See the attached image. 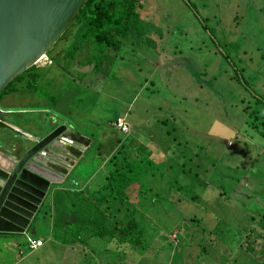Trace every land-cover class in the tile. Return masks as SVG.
<instances>
[{"label":"rangeland","instance_id":"obj_1","mask_svg":"<svg viewBox=\"0 0 264 264\" xmlns=\"http://www.w3.org/2000/svg\"><path fill=\"white\" fill-rule=\"evenodd\" d=\"M68 36L39 69L37 93L21 88L2 96L0 110L19 125L33 118L70 122L90 135L94 151L100 143L103 150L133 139L125 148L147 157L134 162L137 180L122 188L128 204L120 215L124 223L133 218L143 234L134 236L137 245L108 235L72 245L46 241L23 259L0 245V258L8 264H264L258 246L264 244V133L261 117L254 118L264 113V0H141L118 50L101 51L91 41L75 50L67 47ZM95 62L97 69L88 65ZM125 114L128 133L113 124ZM153 144L160 152L145 153ZM168 168L173 179L150 181ZM97 176L90 193L105 172ZM74 191L60 193L68 210ZM46 226L30 235L45 239ZM16 238L22 245L27 239Z\"/></svg>","mask_w":264,"mask_h":264},{"label":"water","instance_id":"obj_2","mask_svg":"<svg viewBox=\"0 0 264 264\" xmlns=\"http://www.w3.org/2000/svg\"><path fill=\"white\" fill-rule=\"evenodd\" d=\"M90 0H0V96H9L63 44ZM0 123L8 126L0 117ZM91 142L51 118L0 147V233L24 234Z\"/></svg>","mask_w":264,"mask_h":264},{"label":"trees","instance_id":"obj_3","mask_svg":"<svg viewBox=\"0 0 264 264\" xmlns=\"http://www.w3.org/2000/svg\"><path fill=\"white\" fill-rule=\"evenodd\" d=\"M140 7L141 0H90L89 7H85L86 16L80 15L78 17L74 24V30L68 36V40L71 38L73 41H71V45L68 44L67 47H72V49L75 50L81 48L83 50L86 44L91 41L96 43V47L101 51H104L105 48L118 50L123 44V41L127 39L134 17ZM68 52L69 51L66 53ZM50 59L53 61L52 57ZM88 65L92 68H96L98 64L95 62ZM39 78L40 72L39 69H37L13 92L20 91V89L23 88L37 93V81ZM1 97L2 96H0V98ZM258 100L263 101L262 98H258ZM259 117H261L259 123L262 124V129L259 132L263 134V110H259L258 114L254 115L255 120H258ZM135 166L133 161L128 165H116L114 162L112 169L104 176V181H102L100 186L91 193L89 191L88 197L91 199L89 203L92 204V206L89 210L90 212L86 216L82 215L85 223L73 224L71 228L64 227L63 229H59L60 227L57 226V223L54 224V226L52 224V237L64 243H70L75 239L85 241L95 235H108L113 239H117L119 242L127 241L130 245H137L138 240L134 238V236H136L137 233V237L141 238L143 231L141 229H134L136 222L133 218L127 220L124 225L121 224V219L117 220V217L111 221V213L116 209V204L125 203V200L128 198L126 195H123L122 188L138 176V168H135ZM141 169L142 167H140V170ZM85 200H88V198H84V201ZM77 201L79 202V200H76V202ZM51 205L52 203L48 199L42 208L41 216L50 217L49 212ZM262 214L264 216V212ZM100 217L103 219L109 218V224L113 223L115 226L105 228L106 225H97L96 229H94L95 224H93L94 221L91 220ZM91 223L93 224L92 226ZM68 224L72 223L67 222L65 225ZM89 230L91 231L87 232ZM262 245L263 244L260 243L258 246L264 247V245ZM259 252H261V255H264V249H261Z\"/></svg>","mask_w":264,"mask_h":264},{"label":"crops","instance_id":"obj_4","mask_svg":"<svg viewBox=\"0 0 264 264\" xmlns=\"http://www.w3.org/2000/svg\"><path fill=\"white\" fill-rule=\"evenodd\" d=\"M95 69H97V67ZM40 97L42 98V96H40ZM43 97L45 98V95H43ZM8 115L9 114H5L2 111V109L0 110V117L8 125L5 127L0 123V147H2L3 144L7 145L8 142H16V141L22 140L25 137V135L33 134L34 130L37 129V127L39 126V122L37 121L38 118L37 119H34V118L33 119H26V120L20 122V125H19V124H16V123L10 121L9 117H11V116H8ZM6 116H8V117H6ZM125 117H126V114L124 116H121V117L118 116L116 118V120L121 119V120L125 121L127 124H129L126 121ZM66 123L69 124L70 122L66 121ZM69 125H71V123ZM128 127H129V125H128ZM75 130H77L78 132H80V133L88 136L89 138H91L90 135L84 133L80 129H75ZM128 132H129V129H128ZM128 132H126V133H128ZM132 140L133 139H131V141H128V139H127L126 143H125V142H122L121 140L118 139L117 142H115V144H112L111 146H109L108 149H106L104 147L103 150L101 148L102 144L100 143L96 146V149L94 151V150L89 149V147L91 146V144L94 141L91 138L90 144L88 145L86 150L83 152L81 157L76 161L74 167L71 168L69 174L64 178V180L62 182L54 184L55 189L50 196L51 198L49 199L50 202L52 203L51 208H50V212H49L50 217H43V215L41 216V212H42L41 211L39 213V215L37 216L36 220L34 221V223L32 224V226L24 234H20V233L0 234V245L3 248L7 247L9 249L10 253L15 252V251L19 252V254L22 255L21 258L23 259L25 257H28L31 254H34L36 251H38L40 248H42L46 241H49V242L53 241L54 243L63 244V245H72L75 242H77V241L73 240L72 241L73 243L70 242V244H69V243L62 242L61 240H56L54 237H52V234H51L52 224L54 226V224L57 223V226H61V228H59V229H63V226L67 222H70V223L75 224V225L85 223L82 215L86 216L90 212L89 210L92 206V204L89 203V201L91 199H89V197H88L89 191H90V185L94 184V181H96V177L98 179H100L99 176H97V175L100 172H103V173L105 172V175L107 173H109V171L112 169V167L114 165V162L116 163V165H120V164L121 165H128V164H131L132 161H133V163L135 161H140V160L142 161L143 159H145V157H147V156L142 157L141 156L142 153H140V151L136 148H132L131 151H129L128 149L125 148V146H127V145L130 146L133 143ZM152 146L155 148V150L153 149ZM152 146H151L150 150L145 151V153L156 155L158 152H160V149H162V148H159V146L157 144H156V146H154V144ZM126 150H127V152H129L128 154H124V152H126ZM122 151H123V154H122ZM169 154H170V152H169ZM256 161L257 160H255L254 164L256 163ZM88 166L94 167V170L93 171H91V170L86 171L89 169ZM170 166L172 167V165H170ZM183 166H185L184 162L181 163V167H182L181 171L184 172L185 169L183 168ZM171 177H172V174H170V170L168 168V169H165L160 175H153V177L150 179V181H154V182L159 181V183L164 181L166 183V180H171ZM172 179H173V177H172ZM138 181H140V179ZM101 183H102V181L97 183L98 187L100 186ZM203 183H201V185H203ZM185 184H187V183H185ZM68 188L75 190L73 193V197L70 200V204H69L71 206L70 210H68L64 200H61V195H60V193L68 190ZM219 194H222V192H219ZM86 197L88 198V200L84 201V198H86ZM190 197H191V199H196L198 196L196 194H192V195H190ZM76 200H79V202L78 201L76 202ZM125 204L127 205L128 203H124V206H126ZM124 206H123V203L122 204H119V203L116 204V209H114L111 213L112 214L111 215V217H112L111 221H113V219L117 217V220L121 219V224L124 225V219L120 215L123 212V209H121V208H124ZM128 208H130V207L127 206V209ZM127 214H129V212H127ZM91 221H94L93 224H95V226H97V225H108L110 219L109 218L103 219L100 217V218H93ZM44 223H47L46 227L48 228L46 234H44L45 239L43 238V236H33L32 237V235H30V232L31 231L35 232L36 230H38L37 227L40 225H43ZM93 224L91 223V225H93ZM17 235H19V236L24 235V237H26V238L29 235V237L34 238V239H41V240H43V244L41 246L37 247L36 249H29L27 246V241L24 243V245H22L19 242H15L12 240V239H17L16 238ZM77 240H80V239H77ZM11 243H14L16 248L14 247L13 244L11 245ZM23 251H24V253H23ZM23 254H26V256L23 257L24 256ZM9 262L10 261L3 259V257L0 258V264H8ZM117 264H119V262H117Z\"/></svg>","mask_w":264,"mask_h":264},{"label":"built area","instance_id":"obj_5","mask_svg":"<svg viewBox=\"0 0 264 264\" xmlns=\"http://www.w3.org/2000/svg\"><path fill=\"white\" fill-rule=\"evenodd\" d=\"M51 62L52 61L49 58L44 64L51 63ZM113 124L116 126V128L120 132H122V133L128 132L129 127H128V124L125 121H123L121 119H117ZM26 241H27V246H28L29 249H36L37 247H39V246H41L43 244V240L34 239V238L29 237V236L27 237Z\"/></svg>","mask_w":264,"mask_h":264}]
</instances>
